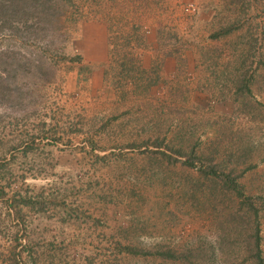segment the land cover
Listing matches in <instances>:
<instances>
[{
	"label": "rangeland",
	"instance_id": "rangeland-1",
	"mask_svg": "<svg viewBox=\"0 0 264 264\" xmlns=\"http://www.w3.org/2000/svg\"><path fill=\"white\" fill-rule=\"evenodd\" d=\"M45 1L0 7V264H264V0Z\"/></svg>",
	"mask_w": 264,
	"mask_h": 264
},
{
	"label": "trees",
	"instance_id": "trees-1",
	"mask_svg": "<svg viewBox=\"0 0 264 264\" xmlns=\"http://www.w3.org/2000/svg\"><path fill=\"white\" fill-rule=\"evenodd\" d=\"M33 4V8H39V9H44L46 7V1L45 0H32ZM7 2H5L4 0H0V7L3 10H10L12 9V5L14 4V0L11 2H9V4L7 6H5ZM212 173H214V171H211ZM210 172V173H211ZM239 193V192H238ZM252 212V215H254L255 221H254V235H253V241H252V246H253V252H254V259L257 260L259 263H261V252H260V236H259V224L257 221V216H258V211L255 210V208L251 207L249 209Z\"/></svg>",
	"mask_w": 264,
	"mask_h": 264
}]
</instances>
